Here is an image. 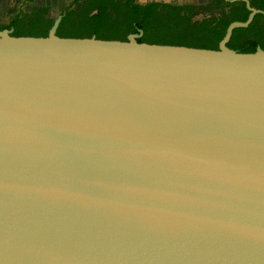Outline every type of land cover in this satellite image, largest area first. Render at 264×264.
Instances as JSON below:
<instances>
[{"label": "water", "instance_id": "water-1", "mask_svg": "<svg viewBox=\"0 0 264 264\" xmlns=\"http://www.w3.org/2000/svg\"><path fill=\"white\" fill-rule=\"evenodd\" d=\"M0 31V264H264V50Z\"/></svg>", "mask_w": 264, "mask_h": 264}, {"label": "trees", "instance_id": "trees-1", "mask_svg": "<svg viewBox=\"0 0 264 264\" xmlns=\"http://www.w3.org/2000/svg\"><path fill=\"white\" fill-rule=\"evenodd\" d=\"M135 0L116 1L111 0L112 8L108 11L105 2L100 6H93L89 8L82 16L79 22L70 23L68 15H73V12H68L62 19L57 35L62 38H89L95 36L100 40H119L126 41L130 34H137L138 30H142L143 35L138 40L139 43L161 44L173 46H185L200 49L217 50V45L224 36V30L233 21L244 22L248 11L242 19L233 18L224 24L222 31L213 33V38H199L194 37L188 33H177L173 30H162L159 22H152L147 20V14L154 11L157 7L163 6L169 9H174L172 5H162L160 3H138ZM123 4L122 8L126 12L115 11L114 4ZM252 7H256L255 4ZM19 22V21H17ZM16 21L9 26L0 27V31L13 29V36H30V37H45L49 28L53 24V20L49 21L45 29H41L37 24H29L20 32L19 24ZM22 26V24H20ZM42 26V25H41ZM37 27V28H36ZM246 44L248 47H246ZM256 45H260L264 50V39H257L256 42L250 41L244 43L242 46L230 44L229 48L240 53H254Z\"/></svg>", "mask_w": 264, "mask_h": 264}, {"label": "flooded vegetation", "instance_id": "flooded-vegetation-1", "mask_svg": "<svg viewBox=\"0 0 264 264\" xmlns=\"http://www.w3.org/2000/svg\"><path fill=\"white\" fill-rule=\"evenodd\" d=\"M62 1L63 3L68 2V0H61V2ZM103 1L109 11L112 8V5H110L111 0H71L67 7L58 9L56 13H54L55 17L52 19L54 21L58 16H61L63 19L68 12H73V15H68V21L70 23L79 22L89 8L100 6ZM247 1L249 6L256 10L257 13L254 14L251 22L246 28L233 30L227 47H229L234 40H240L243 44V42L246 43L250 41L254 43L257 39H264V0ZM147 3H160L162 5L166 4L175 7L174 9L163 6L157 7L154 11L147 14L148 21L159 22L162 30H173L182 34L188 33L199 38L207 37L211 39L213 38L214 30L222 31L224 29V24L228 20L233 18L242 19L248 11L247 17L244 20L245 22L250 14V11L246 7V3L242 0H195L192 2L157 0ZM254 4L256 6L255 8L252 7ZM113 6L117 11L126 12V9L124 7L122 8L123 4L121 3L114 4ZM36 9L39 8L37 7ZM45 18L46 16L44 14L34 13L31 15L25 11L18 15L19 22H34L38 26L42 24ZM224 31H226V29ZM246 47H248L247 44ZM257 47L261 48L260 45H256V48Z\"/></svg>", "mask_w": 264, "mask_h": 264}, {"label": "rangeland", "instance_id": "rangeland-1", "mask_svg": "<svg viewBox=\"0 0 264 264\" xmlns=\"http://www.w3.org/2000/svg\"><path fill=\"white\" fill-rule=\"evenodd\" d=\"M68 0L67 3L61 2V0H0V27L3 26H9L11 23L14 21H18V15L20 13H23V11L28 12L29 14H44L46 18L43 20L42 24H39L41 29H45L46 25L49 23V21L53 20L54 18V13L58 9H62L67 7L69 4ZM116 1H123V0H116ZM138 3H147L149 1H157V0H135ZM161 1V0H160ZM169 2H185V1H195V0H166ZM39 9H36V8ZM117 11V10H115ZM48 21V22H47ZM19 24V22H17ZM34 22H23L22 26L19 24L18 27H20V32L24 30V27L29 26V24H33ZM42 25V26H41ZM38 27V25H37ZM36 27V28H37ZM234 44L237 46H242V41L240 40H234Z\"/></svg>", "mask_w": 264, "mask_h": 264}]
</instances>
